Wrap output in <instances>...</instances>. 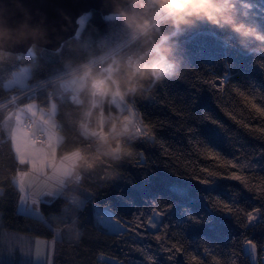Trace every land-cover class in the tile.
<instances>
[{
  "label": "trees",
  "instance_id": "trees-1",
  "mask_svg": "<svg viewBox=\"0 0 264 264\" xmlns=\"http://www.w3.org/2000/svg\"><path fill=\"white\" fill-rule=\"evenodd\" d=\"M244 4L249 7L243 8ZM237 8L241 20L264 32V0H240ZM173 41L183 63L179 75L149 85L134 98L150 135L137 137L130 145L131 156L121 162L83 174L78 185L89 191L91 200L74 212L79 239L57 241L53 264H110L101 257L120 264H252L244 252L247 240L257 244L263 264L264 135L255 129L264 127V119L251 103L264 107V53L246 50L235 34L208 24L186 29ZM67 44L107 55L127 44V35L119 22H106L92 11L81 36L58 53L37 50L36 58L19 56L0 66V264H42L19 260L16 236L43 240L55 236L44 220L20 212L19 165L2 126L6 116L29 100L43 108L54 101L63 135L58 155L78 147L95 149V141L66 119L65 114L76 109L70 92L57 88L59 82L81 74L77 65L85 59L76 56L66 64L64 59L72 55ZM127 50L126 46L121 55ZM22 66L31 70L27 87L6 90L5 82ZM14 93L24 95L17 107L8 105ZM80 97L90 102L82 92ZM210 153L243 165L249 185L209 177L203 169L219 174L236 171L219 167L220 161L210 159ZM200 178L214 183L202 184ZM221 202H227L232 212ZM69 206L65 190L51 203H41L40 210L46 217ZM94 206L109 209L126 230L106 231L95 220ZM257 208L261 218L249 225L246 214ZM155 212L161 213L160 226L150 231L148 223Z\"/></svg>",
  "mask_w": 264,
  "mask_h": 264
},
{
  "label": "clouds",
  "instance_id": "clouds-1",
  "mask_svg": "<svg viewBox=\"0 0 264 264\" xmlns=\"http://www.w3.org/2000/svg\"><path fill=\"white\" fill-rule=\"evenodd\" d=\"M238 4L240 0H103L109 18L122 25L128 50L111 57L95 54L80 45H66L72 54L64 59L66 64L70 65L76 56L85 58L77 65L81 74L76 75V80L80 82L79 90L91 100L74 101L76 109L65 116L69 123L78 125L85 137L95 141L93 151L79 147L74 150L79 153L73 170L75 180H82L84 173L93 172L106 163H119L124 157L131 156L130 145L138 136L121 127H116L113 132L112 122L108 134L101 136L90 126L89 118L93 110L100 107L97 98H135L149 85L154 87L165 79L177 77L183 63L177 56L173 37L186 29L208 24L235 34L246 50L264 53V32L240 19ZM11 5L15 11L9 14V0H0V66L19 58L20 54L14 51L18 47L32 51L48 45L51 43L50 32L56 31L55 27L49 30L47 16L40 11L36 12L39 20L34 21L31 10L22 0H11ZM242 7L248 8L249 5ZM16 12L20 15L18 20H14ZM61 15L71 22L62 11ZM243 15L247 17V12ZM251 43L257 46L250 48ZM97 85L101 86L102 96Z\"/></svg>",
  "mask_w": 264,
  "mask_h": 264
},
{
  "label": "snow or ice",
  "instance_id": "snow-or-ice-1",
  "mask_svg": "<svg viewBox=\"0 0 264 264\" xmlns=\"http://www.w3.org/2000/svg\"><path fill=\"white\" fill-rule=\"evenodd\" d=\"M81 25H83V20L80 21ZM29 56H34L33 51H28ZM73 84L77 83L76 80L72 82ZM97 91L100 95H103L102 89L100 85H97ZM115 98V97H113ZM72 99L74 101H79L76 96H73ZM247 100V97H245ZM95 103V102H94ZM34 104H29L26 108H22L14 114V116H10L8 118V122L14 121V123H9V132L11 134V139L15 145L16 153L19 156L20 164L30 163L32 166V173H21L20 174V184L21 187H24L25 184H32L36 180L35 174H47L46 169L49 167L52 170V180H58L61 183L65 179L71 180L73 177V170L77 164L79 159V153L73 151L68 155H65L63 159L57 163L55 158L56 145L58 143L59 133L57 131V122L51 118L43 115L42 110L41 113L38 114L35 110ZM251 107L258 114L259 118L264 119V107L257 106L256 103L252 102ZM55 104L52 105L50 115L55 112ZM25 115L28 116V119H25ZM235 118V117H233ZM112 122V131L114 132L117 127V123L121 125V128L127 132L132 131L138 137H147L150 135L148 131L145 129L149 128V125L144 123L142 120L137 121V112L132 110L130 107L129 115H125L121 117H110ZM144 123L143 128L141 124ZM105 126V118L103 112L100 113L99 118L97 120L96 132L101 136H106L108 133L104 131ZM247 127V125H245ZM264 135V127H259L255 129ZM210 159L214 161H220L219 167L225 169H235L231 173L219 174L214 171H209L208 169H203V171L207 172L209 177H217L219 176L222 179H229L232 181H237L245 185H249V180L247 175L241 172L243 165L239 164L234 160H223L218 155L209 154ZM256 167V166H253ZM261 167V166H260ZM27 177V180L25 179ZM200 183L211 185L214 183L211 179L200 178ZM261 191H264V186H261ZM78 199H73V203H77ZM223 208L227 209L229 213L232 212V208L229 207L227 202H221ZM260 213V209L257 208L254 211H250L246 214L247 222L251 224L253 221H256L258 218V214ZM161 213L157 212L156 215L159 216ZM192 220L191 216L188 218ZM198 222V220L196 221ZM114 226L110 232H120L123 226L120 224L118 220L114 219ZM151 226L155 228L157 223L151 222ZM62 229L56 228V233H59ZM159 238V237H158ZM36 253L35 257L38 262H42V264H51L50 253L52 250V244L55 241H52V244H49L48 241L45 240H36ZM247 248L251 250L257 249V244L252 240L246 241ZM47 250V251H46ZM179 251V249H177ZM219 264V262H217Z\"/></svg>",
  "mask_w": 264,
  "mask_h": 264
},
{
  "label": "rangeland",
  "instance_id": "rangeland-1",
  "mask_svg": "<svg viewBox=\"0 0 264 264\" xmlns=\"http://www.w3.org/2000/svg\"><path fill=\"white\" fill-rule=\"evenodd\" d=\"M126 46H127V44L119 47V51L115 54L114 57L120 56L122 49L125 48ZM69 80H72V81L76 80V76H73V77L66 79V80H63V81L68 82ZM80 92H81L80 90L78 92L71 90L69 96H71L70 98H72L73 96L77 97L78 95H80ZM21 97H23V96L18 94V93L14 94V95L11 94L10 95V101L8 102V105L13 104L17 107V101ZM21 173H25V171L22 170L20 172V174ZM51 177H52V175L49 177H48V175H43V178H40L39 176H37L36 180L32 184L29 185V188L32 190L31 193L29 191H27V189H25V191L24 190L21 191V202H25V203L30 202L31 203V206L29 207L28 211H26V209H23L22 213H27V214H30L32 216H35V218L42 219L49 226H51V228L53 229V231L55 233V236H54V238H52L50 240H45V241H48L49 244H52L53 240L56 243L57 241H60L61 239L69 240L72 242H77L79 239L80 233H79V228H78V217H77V215L74 214V212H75V209L78 207V205H77L78 202L70 204L69 207H65L63 209V211H61L58 214H53V215H49L46 217L42 214L39 206L41 203H47V202H42V201L48 200L46 197H49L53 194H57L56 197H58V195L60 193L64 192L65 190H68L69 198H73V199L75 198V199H78V201L80 199H89L91 197V195H90L89 191H87L86 189H83L82 187H80L78 185V183H76V180L74 177H72L71 180L68 179L65 189H63L60 192L58 189V180H52V179H50ZM26 185H28V184H26ZM54 199H52L49 203H51ZM69 203H70V200H69ZM35 206H38V207H36V209H35ZM97 208H99V210L98 209L96 210V219L95 220H97L98 224L103 226V228L106 231L110 232L114 226V223H113L114 219L115 220H118V219H116L113 216L112 212L109 209L104 208V207H97ZM156 213L157 212L154 213L153 218L150 221L153 223H157V222L158 223H157V226L155 228H153L151 226V223L149 222L148 223V229L150 231H156L159 229L160 221H161V215L157 216ZM260 218H261V215L259 213L257 220L253 221L249 225H253V224L257 223L260 220ZM120 224L123 226V228L118 233H122L126 230L125 225L122 222H120ZM56 228H60L62 230L59 233H56V231H55ZM111 233H116V232H111ZM16 240L18 241V244L20 245V247L15 248V251L17 252V254L19 256V260L21 262H24V263L32 262V259L34 260V262H38L36 260V257H35V253H36V243L35 242L37 239L31 238L28 236L18 235V236H16ZM31 240L34 241L33 245L30 244ZM39 240H43V239H39ZM55 243L52 244V250L50 253L51 264H53V253H54ZM32 251H33V254L31 256ZM244 252L249 257L252 264H260L257 249L251 250V249L247 248L246 243H245L244 244ZM101 258L106 259L110 264H120L117 261L110 259V258H106V257H101ZM262 261L264 264V257H263ZM39 263H42V262H39Z\"/></svg>",
  "mask_w": 264,
  "mask_h": 264
},
{
  "label": "water",
  "instance_id": "water-1",
  "mask_svg": "<svg viewBox=\"0 0 264 264\" xmlns=\"http://www.w3.org/2000/svg\"><path fill=\"white\" fill-rule=\"evenodd\" d=\"M22 3L31 10L34 21H38L39 17L36 16V12L40 11L47 16V26L49 30L55 27L54 33L50 32L49 39L51 43L46 46H42L33 49L34 56L28 55L27 47H18L14 49L19 56L26 58H36L37 50H46L53 53H58L65 43L78 39L86 27V22L92 11L98 12L102 15L104 21H115L109 18L108 11L103 6V0H22ZM10 8L9 14L14 12V8L9 0ZM66 14L70 23L66 21L61 15ZM20 19L18 12L15 13L14 20ZM83 20V25L80 21Z\"/></svg>",
  "mask_w": 264,
  "mask_h": 264
},
{
  "label": "crops",
  "instance_id": "crops-1",
  "mask_svg": "<svg viewBox=\"0 0 264 264\" xmlns=\"http://www.w3.org/2000/svg\"><path fill=\"white\" fill-rule=\"evenodd\" d=\"M30 76H31L30 67H28V66H22V67L19 68L18 71H16L13 74V76H12V78L10 80H8L7 82H5L4 87H5L6 90H11V89H13L15 87L16 88H21V89L26 88L27 85H28V80H29ZM72 82H73L72 80H69L68 82L61 81V82L58 83V87L57 88L59 90L68 91V92H70L71 90L78 92L79 91V88H80V86H79L80 83L77 81V83L73 84ZM29 97H31V93L28 96V100L30 99ZM29 104H34L36 106L35 107V110L37 111L38 114H40L41 113V110H42L43 115H45L46 117L51 118V119H53V120H55L57 122V131L59 133V136H58V143L56 145V152H55L56 162L59 163L63 159V157L65 155L62 156V157H60L58 155V146L62 142L63 135H62V133H61V131L59 129V123H58V121L56 119L57 108H55V112L50 115V111H51L52 105L55 104L54 101L51 102L50 105L47 108H43L37 102L29 100L26 104L15 108L11 113H9V115L6 116V118L4 119V121L2 123V126H3L4 132H5L6 136H7V138L11 142V146H12V150H13V153H14L15 160L17 161V163L19 165V172H18V176L16 178V183L20 187L21 191L22 190L25 191V189H27V191H29L31 193L32 190L29 188V185H26L25 184L24 187H21V184H20V175L19 174H20V172L22 170H24L25 173H32L33 172L32 166H31L30 163L20 164V162H19V156L16 153L15 145H14L12 139H11V134L9 132V123H14V121L9 122V123H6V122H8V118L10 116H14V114H16L17 112H19L20 109L26 108ZM55 106H56V104H55ZM26 117H27V115H25V119H26ZM46 173H47L46 175H48V177L52 175V170H51L50 167L48 169H46ZM43 175H45V174H39V173L38 174H35L36 177L39 176L40 178H43ZM26 179H27V177H26ZM67 181H68V179H65L62 183L60 181H58V189H59L60 192L63 189H65ZM76 183H78L77 180H76ZM62 193H60L59 195H61ZM56 196H57V194H53V195H51L49 197H46L48 200H45V201H42V202L49 203L52 199L56 198ZM69 200H70V204H72L73 203V198H69ZM90 200H91V197L89 199H80L78 201V204H77L78 207L76 209H81L86 203L90 202ZM30 206H31V203L30 202H27V203L20 202V207H19L20 212L22 213V210L23 209H26V211H28V209H29ZM36 207H38V206H35V209H36ZM97 209L99 210V208H97L95 206L93 207L95 219H96V210ZM30 244L33 245L34 244V241L31 240L30 241ZM32 254H33V251L31 253V256H32ZM29 263H39V262H34V260L32 259V262H29Z\"/></svg>",
  "mask_w": 264,
  "mask_h": 264
},
{
  "label": "built area",
  "instance_id": "built-area-1",
  "mask_svg": "<svg viewBox=\"0 0 264 264\" xmlns=\"http://www.w3.org/2000/svg\"><path fill=\"white\" fill-rule=\"evenodd\" d=\"M118 51L119 49L107 54V56L114 57ZM70 97L71 96H69V100L71 99L70 101L74 103V100H72V98ZM77 99L81 100L82 98L80 97V95H78ZM97 102L100 105V107L93 110V115L92 117L89 118V121H88L90 126L95 129L97 126V120L101 112H103L104 118H105L104 131L106 133L108 132L109 127H110L111 120L109 118L110 117H121L122 118L125 115H129L130 107L132 108V110L137 112V121H141V115L136 107L134 98L123 99V100L118 97H115V98L111 97V98L104 99V100H100L99 98H97ZM26 119H28V116L26 117ZM117 127L119 128L121 127V125L117 123Z\"/></svg>",
  "mask_w": 264,
  "mask_h": 264
},
{
  "label": "bare ground",
  "instance_id": "bare-ground-1",
  "mask_svg": "<svg viewBox=\"0 0 264 264\" xmlns=\"http://www.w3.org/2000/svg\"><path fill=\"white\" fill-rule=\"evenodd\" d=\"M29 95V94H28ZM22 96H24V95H22Z\"/></svg>",
  "mask_w": 264,
  "mask_h": 264
}]
</instances>
